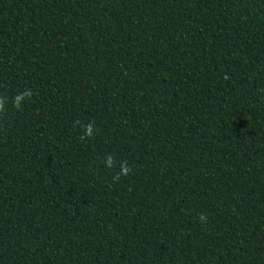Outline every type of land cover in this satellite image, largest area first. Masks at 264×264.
I'll return each mask as SVG.
<instances>
[{"label":"trees","instance_id":"obj_1","mask_svg":"<svg viewBox=\"0 0 264 264\" xmlns=\"http://www.w3.org/2000/svg\"><path fill=\"white\" fill-rule=\"evenodd\" d=\"M0 103V264H264V0H0Z\"/></svg>","mask_w":264,"mask_h":264},{"label":"clouds","instance_id":"obj_2","mask_svg":"<svg viewBox=\"0 0 264 264\" xmlns=\"http://www.w3.org/2000/svg\"><path fill=\"white\" fill-rule=\"evenodd\" d=\"M27 95H30V93H29V92H25V93L22 94L21 96L16 97L15 103H16L17 105H19V104L21 103V101L24 99V97L27 96ZM2 108H3V104L0 103V109H2ZM87 134H88V135H91V134H92V128H91L90 125L88 126ZM112 164H113L112 158L109 157V159H108V161H107V165H108L109 167H111ZM120 172H121L122 175H127V174H128L129 169H128V167H127L126 164H122V165H121Z\"/></svg>","mask_w":264,"mask_h":264}]
</instances>
